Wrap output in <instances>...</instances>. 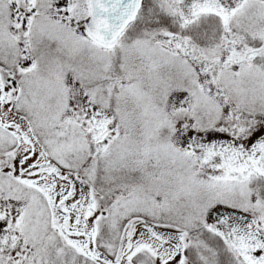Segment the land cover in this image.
Instances as JSON below:
<instances>
[{
  "label": "snow or ice",
  "instance_id": "6c2138e0",
  "mask_svg": "<svg viewBox=\"0 0 264 264\" xmlns=\"http://www.w3.org/2000/svg\"><path fill=\"white\" fill-rule=\"evenodd\" d=\"M0 264H264V0H0Z\"/></svg>",
  "mask_w": 264,
  "mask_h": 264
}]
</instances>
